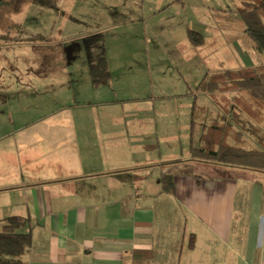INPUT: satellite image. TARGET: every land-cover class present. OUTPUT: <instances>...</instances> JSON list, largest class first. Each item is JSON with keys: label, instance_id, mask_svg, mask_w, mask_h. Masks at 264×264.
Masks as SVG:
<instances>
[{"label": "crops", "instance_id": "crops-1", "mask_svg": "<svg viewBox=\"0 0 264 264\" xmlns=\"http://www.w3.org/2000/svg\"><path fill=\"white\" fill-rule=\"evenodd\" d=\"M258 56L244 57L239 68L264 63V55ZM192 103L188 126L181 131L188 138L187 148L181 144L165 155L154 152L160 146L156 120L155 136L144 133L145 127L153 128L148 115L44 116L36 125L24 122L9 132L11 136H0L7 140L4 149L0 144V230L8 216L27 218L25 231H30L32 245L22 260L264 264V168L193 159ZM197 105L207 110L200 108L195 146L207 124L205 116L214 109L211 100ZM179 152L186 156H175ZM195 166L213 170L201 174ZM167 174L173 192L162 190V176Z\"/></svg>", "mask_w": 264, "mask_h": 264}, {"label": "rangeland", "instance_id": "rangeland-1", "mask_svg": "<svg viewBox=\"0 0 264 264\" xmlns=\"http://www.w3.org/2000/svg\"><path fill=\"white\" fill-rule=\"evenodd\" d=\"M7 1L0 0V136L4 137L24 122L36 125L44 116L148 115L153 128L145 127L144 133L155 136L156 120L160 137L155 154L165 155L181 144L187 148L188 138L181 131L188 126V106L210 101L205 93L194 99L191 90L206 72L239 68L244 57L255 60L260 55L245 34L239 0ZM189 29L202 33V45L190 42ZM101 42L110 77L106 84L94 86L89 65ZM237 94L232 90L220 95ZM211 105L215 111L205 116L207 124L221 114L220 104L217 110L215 103ZM245 138L250 147L253 141L248 134ZM6 141L0 138L3 149ZM194 169L203 174L207 166Z\"/></svg>", "mask_w": 264, "mask_h": 264}, {"label": "trees", "instance_id": "trees-1", "mask_svg": "<svg viewBox=\"0 0 264 264\" xmlns=\"http://www.w3.org/2000/svg\"><path fill=\"white\" fill-rule=\"evenodd\" d=\"M9 0L7 3L13 2ZM238 14L244 24L245 34L252 48L264 55V0H239ZM19 27V26H18ZM190 42L194 46L204 43L202 34L188 30ZM89 70L94 86L106 84L110 72L106 63L103 45ZM257 83L254 84V81ZM238 91L230 98L221 97L222 92ZM208 95L212 104H220L221 114L210 124L202 126L198 146L193 145L197 133V120L201 111L193 101L190 114V150L192 158L203 162L235 165L241 168H264V63L253 67L223 69L205 73L192 92ZM220 93V94H219ZM219 94V98H218ZM204 112L207 109H204ZM226 113L231 117L227 118ZM243 114L247 118L243 117ZM228 115V116H229ZM248 134L253 144L246 146ZM162 190L173 192L171 175L162 176ZM0 230V264H26L21 256L30 249L32 237L25 231L27 218L11 215L2 219Z\"/></svg>", "mask_w": 264, "mask_h": 264}]
</instances>
